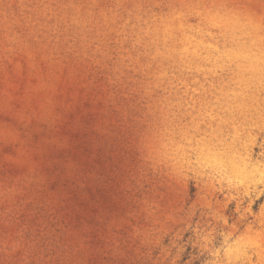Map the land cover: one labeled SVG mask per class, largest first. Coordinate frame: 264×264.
I'll return each mask as SVG.
<instances>
[{
  "label": "rangeland",
  "instance_id": "obj_1",
  "mask_svg": "<svg viewBox=\"0 0 264 264\" xmlns=\"http://www.w3.org/2000/svg\"><path fill=\"white\" fill-rule=\"evenodd\" d=\"M0 264H264V0H0Z\"/></svg>",
  "mask_w": 264,
  "mask_h": 264
}]
</instances>
